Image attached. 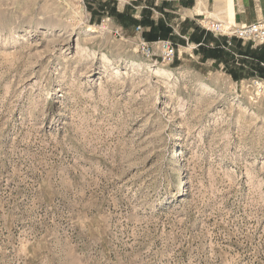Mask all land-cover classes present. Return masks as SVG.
I'll return each instance as SVG.
<instances>
[{"label": "rangeland", "instance_id": "1", "mask_svg": "<svg viewBox=\"0 0 264 264\" xmlns=\"http://www.w3.org/2000/svg\"><path fill=\"white\" fill-rule=\"evenodd\" d=\"M126 1L0 0V264H264V43L149 60ZM138 1L181 33L264 19Z\"/></svg>", "mask_w": 264, "mask_h": 264}, {"label": "crops", "instance_id": "2", "mask_svg": "<svg viewBox=\"0 0 264 264\" xmlns=\"http://www.w3.org/2000/svg\"><path fill=\"white\" fill-rule=\"evenodd\" d=\"M175 6L178 7L176 9V11H174L177 14H181L184 16V14L189 15L190 13L188 12H192V9H194V0H174ZM126 3L128 5H131V7L137 8L139 7L138 10H134L133 8L127 7V10H129L130 8V12L131 14V20L128 21L127 25H131L132 28L135 31V27L137 25H142L144 26V37L149 40V41H155L157 39H172V35H177L180 38V42L178 41H173L175 44L183 47V48H187V45H190L191 49H193L194 53L197 54H201L203 57H205L207 60L209 59H213V61H219L217 60V58H215L213 56L212 53H217L220 52L218 50H221L220 48H225L228 50L227 48V43H231L229 42V39L226 36L223 35H216L214 33H210L208 31H206L204 34L200 33V32H193L195 29L196 31L198 30V27H196L195 25L193 27L188 28L187 32H183L179 31L178 27L175 28L173 25L169 24L168 22L165 23L164 21H161V24H159V20L153 19L151 22H144L145 19L143 18V14H142V8L140 6H137L136 4H139L138 0H127ZM125 5V4H124ZM127 5V6H128ZM123 9H119V11L121 12ZM108 19L111 18H115L118 17L115 15L112 16L110 15L108 12L106 13ZM198 14V13H196ZM200 14V13H199ZM120 25V26H119ZM117 25L119 28L123 29V24H119ZM167 26H172L173 30L168 32L166 29H164V27ZM158 29H164L163 33H160ZM181 30V29H180ZM200 31V30H199ZM136 32V31H135ZM199 33V34H198ZM210 33L213 37H215L214 41L210 42V45L207 42L206 38V34ZM169 35V36H167ZM206 46L205 48H207V52L206 49H201V46ZM235 56H239V54L237 52H232ZM240 56H243L242 54ZM221 57V56H220ZM222 58V57H221ZM250 58V57H249ZM254 59V58H252ZM256 60L259 62V60L256 58ZM238 63V62H236ZM255 76V75H253Z\"/></svg>", "mask_w": 264, "mask_h": 264}, {"label": "built area", "instance_id": "3", "mask_svg": "<svg viewBox=\"0 0 264 264\" xmlns=\"http://www.w3.org/2000/svg\"><path fill=\"white\" fill-rule=\"evenodd\" d=\"M202 26L216 35H223L229 39L238 38L243 41H251L257 43H264V19L252 21L241 26H235L222 20L207 19L202 21ZM121 28H116V33H120ZM138 33V46L143 56L149 60L154 58L158 61L160 57L163 63H172L178 53V45L170 39H158L155 41L147 40L143 33L144 27L137 25L135 27ZM157 57V58H156ZM260 89H264V80L255 78L253 80Z\"/></svg>", "mask_w": 264, "mask_h": 264}, {"label": "bare ground", "instance_id": "4", "mask_svg": "<svg viewBox=\"0 0 264 264\" xmlns=\"http://www.w3.org/2000/svg\"><path fill=\"white\" fill-rule=\"evenodd\" d=\"M152 68L153 71H155L156 73H159V74H169L170 70L167 69V68H159V67H154L153 66H150Z\"/></svg>", "mask_w": 264, "mask_h": 264}, {"label": "trees", "instance_id": "5", "mask_svg": "<svg viewBox=\"0 0 264 264\" xmlns=\"http://www.w3.org/2000/svg\"><path fill=\"white\" fill-rule=\"evenodd\" d=\"M257 59L259 60L260 63H264V56H262V58L257 57ZM259 71L261 74H263L262 76H264V67H259Z\"/></svg>", "mask_w": 264, "mask_h": 264}]
</instances>
